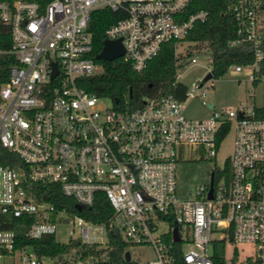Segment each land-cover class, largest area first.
<instances>
[{
    "label": "built area",
    "instance_id": "1",
    "mask_svg": "<svg viewBox=\"0 0 264 264\" xmlns=\"http://www.w3.org/2000/svg\"><path fill=\"white\" fill-rule=\"evenodd\" d=\"M190 2L0 0V32L11 42L0 48V60L12 59L8 80L0 84V145L23 165L0 163V264L53 263L15 242L55 238L67 225V241L58 242H78L82 254L65 264H118L109 259L110 237L123 242V257L128 251L134 264H215L220 244L224 264H264V0L228 4L236 25L228 45L240 46L244 62L229 64L225 73L258 88L236 110L203 101L208 116L184 114L188 99L204 94L208 82L213 86L207 46L209 79L206 74L189 89L175 75L171 89L132 109L112 100L104 106L103 97L81 86L102 70L88 30L95 10L118 12L106 39L120 38L124 53L117 59L141 72L164 44L173 41L176 51L193 24L207 19L205 10L187 15ZM186 55L191 65L198 63L197 54ZM231 128L233 153L216 166ZM200 159L213 165L198 181L185 162ZM35 184L58 186L82 210L103 194L111 215L94 223L57 208ZM16 218L28 222L14 224ZM238 244L251 245L252 254L240 257ZM145 246L153 259L132 260L130 249Z\"/></svg>",
    "mask_w": 264,
    "mask_h": 264
},
{
    "label": "trees",
    "instance_id": "2",
    "mask_svg": "<svg viewBox=\"0 0 264 264\" xmlns=\"http://www.w3.org/2000/svg\"><path fill=\"white\" fill-rule=\"evenodd\" d=\"M49 0H41L45 4ZM232 0H191L186 8V14L200 10L208 12L204 22L196 21L185 37L188 43H206L213 56V75L219 77L225 74L227 67L232 63L244 62V54L238 47H229L228 42L236 38V25L228 4ZM118 17V12L110 9H98L91 15L88 30L91 33L93 51L96 55L100 52L103 41L106 39L105 31ZM11 42L8 34L0 32V48H10ZM102 70L81 80V86L88 92L100 97L110 98L115 105L121 108L132 109L142 104L144 97H156L161 92L171 89L177 69L181 65L175 55L174 42L164 44L159 54L148 62L147 67L141 72L131 69V66L121 58L113 61L97 60ZM12 59L0 60V84L8 80L9 64ZM0 163L12 164L22 167L21 161L0 145ZM190 171V170H189ZM192 172V171H190ZM193 173V172H192ZM35 192L45 201L53 203L57 208H67L71 213L79 214L84 218L101 223L111 215V207L103 194H99L92 206L78 211L76 201L61 193L58 186L35 184ZM14 224L28 222L27 218H16ZM23 246L39 258L47 257L56 259L51 264H65L70 258L75 260L82 254V247L78 242L69 244L55 240L54 235H43L39 238L21 237L15 242V248ZM109 259L118 264H134L125 261L123 252L125 245L115 237H110ZM215 264H224L223 244L214 255ZM248 264H259L256 261H247Z\"/></svg>",
    "mask_w": 264,
    "mask_h": 264
},
{
    "label": "rangeland",
    "instance_id": "3",
    "mask_svg": "<svg viewBox=\"0 0 264 264\" xmlns=\"http://www.w3.org/2000/svg\"><path fill=\"white\" fill-rule=\"evenodd\" d=\"M176 57L178 61L181 60V67L178 68L176 78L178 81L182 82L187 88L192 87V83L196 80H202L207 74L206 66V45L205 44H194L182 42L176 48ZM187 53L197 54L199 61L195 65H191L188 59ZM213 86H209V82L204 86V94H201L199 98L188 99L184 106V114L187 118L197 119L203 118L210 114L209 109L205 107L202 103L213 102L216 108L220 107H230L236 110L241 103H250L251 99L249 97V92L254 94L258 93V88L252 85L248 81H244L240 78L232 77L228 73L222 76L215 77L210 81ZM101 103L104 106H110L112 101L110 98L103 97ZM235 132L231 128L229 133L222 139L215 159L213 160L216 166H222L225 159L230 157L233 153V142H234ZM187 168L193 172V176L196 177L198 181L202 180L209 169L212 167V163L207 160H193L185 162ZM69 225L64 227H58L55 233V239L60 242L67 241L68 232L67 229ZM98 237L102 239L106 238V235L101 232H96ZM239 256H245L252 254L251 245H237ZM131 258L138 263H143L153 259V251L150 247H137L130 249ZM231 253V247L228 248V256Z\"/></svg>",
    "mask_w": 264,
    "mask_h": 264
},
{
    "label": "water",
    "instance_id": "4",
    "mask_svg": "<svg viewBox=\"0 0 264 264\" xmlns=\"http://www.w3.org/2000/svg\"><path fill=\"white\" fill-rule=\"evenodd\" d=\"M123 53H124V48H123L120 38L115 39V40L105 39L103 41V45H102L100 52L96 54V59L110 62L120 57ZM55 73L53 72V75ZM210 77H211V74L209 73L206 75L204 80H207ZM75 208L78 211L82 210V206L80 204H75ZM175 239L178 240V237L176 236V229H175ZM124 256H125L126 261L130 260V254L128 251L125 252Z\"/></svg>",
    "mask_w": 264,
    "mask_h": 264
}]
</instances>
